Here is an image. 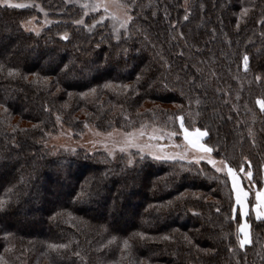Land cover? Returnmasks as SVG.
<instances>
[{
	"label": "trees",
	"instance_id": "trees-1",
	"mask_svg": "<svg viewBox=\"0 0 264 264\" xmlns=\"http://www.w3.org/2000/svg\"><path fill=\"white\" fill-rule=\"evenodd\" d=\"M27 1L53 21L37 35L22 27L34 7L0 5V264H264V221L248 215L252 244L241 249L230 179L206 162L129 165L43 144L58 121L74 133L148 117L177 128L182 113L186 126L209 130L214 157L246 171L248 157L244 184L264 189V0H123L132 20L119 39L73 2ZM97 197L101 208L91 206Z\"/></svg>",
	"mask_w": 264,
	"mask_h": 264
},
{
	"label": "rangeland",
	"instance_id": "rangeland-1",
	"mask_svg": "<svg viewBox=\"0 0 264 264\" xmlns=\"http://www.w3.org/2000/svg\"><path fill=\"white\" fill-rule=\"evenodd\" d=\"M67 1L73 2L81 6L83 9L84 16L89 14H97L98 21L100 20V17L102 15L108 17L106 20L108 21L112 30L113 21L110 18V14L114 13L115 15L121 18H126L125 14L131 15L130 7L123 0H99L102 5L108 8L107 13L104 12L103 7H101L98 12H94L87 8H84L83 5L90 3L91 0ZM13 3H24L29 5V7H33L32 5H36L34 8L39 12V14L29 17L22 22V27L26 31H32L37 33L53 21V18L49 16V13L41 6L40 3H35L27 0H13ZM121 4L127 5L128 7L121 8ZM116 26L119 27L118 24ZM123 30L125 29L121 28L119 30V34ZM113 33L117 37V33H115L114 31ZM170 121L171 119L169 117H167L165 120L158 117H148L145 120H142L141 124L137 127H132L128 130L112 128L106 131H100L95 128L94 125L87 123L83 125V129L80 133H74L70 128L58 121V127L56 132L46 134V139L43 141V144L45 145V147H48V149L51 150V153H55L57 152V150L76 151L82 149L88 152H103L110 159H115L121 155H124L127 158V161L129 159H132L133 162L137 157L148 156L150 158H153V155L151 153H155L156 155L175 154L178 160L193 161V156L198 154L197 150L192 149L191 146H189L184 140L182 132L179 129V121H175V124L178 125L177 128L173 124H171L172 122ZM140 132H143L144 135L141 136ZM173 132H176L177 134L171 135ZM128 133H133L136 136V143L140 144L141 146L150 144L153 147L144 148V151L142 153L134 147L129 148L126 152H121L119 150V146L123 144L126 139V134ZM203 139L204 138H202V142H204ZM110 152H112L113 155H110ZM129 153H131V156L129 155ZM180 156H183L184 158L180 159ZM216 159L220 160L219 158ZM239 175L243 185L247 188V186L244 184V181H246L247 178L242 174ZM132 184L130 185L133 188L139 185L138 182H133ZM112 194H115V199H113L112 201L114 203H118L120 201L119 189L118 191L116 190V192H113ZM112 201H110V203L113 204ZM103 202L104 199H102V197H97L94 199L93 202H91V206L94 208H101L100 206ZM248 202L249 204H252L251 194H249ZM108 204H106L107 207ZM135 208L136 207H134V205L128 204L125 208L124 214L126 216L132 215L135 212ZM25 210L26 209L19 210L20 217L23 219L32 220L33 218L29 216V214H27ZM115 219L118 221H122L121 218Z\"/></svg>",
	"mask_w": 264,
	"mask_h": 264
},
{
	"label": "snow or ice",
	"instance_id": "snow-or-ice-1",
	"mask_svg": "<svg viewBox=\"0 0 264 264\" xmlns=\"http://www.w3.org/2000/svg\"><path fill=\"white\" fill-rule=\"evenodd\" d=\"M0 5H3L5 7H13V8H26L29 7V5L24 3H13V0H0ZM35 7L36 5H32ZM84 8H87L91 11L98 12L101 7L104 8V12H108V8L104 5H102L99 0H91L90 3H87L83 5ZM121 8L128 7L127 5H120ZM242 14H246L248 9H242ZM126 15V18H121L117 15L110 14V18L113 21V31L117 33V39H119V30L121 28L127 29L128 22L132 20L131 15ZM108 17L101 16L100 20L97 21V23H103ZM184 19H188V15L184 16ZM78 24H83V20L76 21ZM239 23V22H238ZM119 25L117 27L116 25ZM39 33H37L38 35ZM183 33H181V36ZM61 39L67 41L69 39L68 34H62ZM183 53H181L182 55ZM250 58L247 54H245L242 58L243 66L245 71H247L249 66ZM2 65H0V69H2ZM64 69H68V65H64ZM8 74L14 75L17 74V69L10 68L8 69ZM262 77L257 75L256 80H261ZM44 81H47V77L44 78ZM39 82V81H37ZM105 87H108V85H105ZM124 88H127V85L123 86ZM92 92H95V89H91ZM197 104H199V100L196 101ZM256 104L259 106L261 112H264V99L257 98ZM175 119L179 121V129L182 132L184 140L187 142L189 146H191L192 149L197 150V155L193 156V162L195 164H200L202 161L206 162L208 165H210L213 169H215L218 173H225L226 176L230 177L231 179V186L232 190L235 194V205L233 207V219L237 218V213L241 219V223L238 228V243L239 247L241 249H244L246 245L252 244L251 239V225L248 223L247 217H248V211L245 208V203L247 201V198L250 194L251 189L249 191H245L242 184H241V178L240 173H243L244 176L251 182L253 173L251 171V161L248 159V157H244L245 161L248 163V170H245V167L242 165L239 169H234L231 167L226 160V158H221L220 160H217L213 155L214 148L210 147L207 143L202 142V138L207 137L209 135V130L206 128H200V127H193L190 128L185 125V117L181 113L180 115L175 116ZM57 120H59V117H57ZM143 127V125H142ZM176 132H173L171 135H176ZM251 134V133H250ZM111 135V134H109ZM140 135L143 136L144 133L140 132ZM253 143H255V140H253ZM137 148L141 153L144 151V148H152V145H144L141 146L140 144L136 143V136L133 133L126 134V139L123 142L122 145L119 146V150L121 152H126L129 148ZM110 155H113L112 152L109 153ZM153 155L154 159L157 160H175L177 159V156L175 154L171 155H156L155 153H151ZM131 156V153H129ZM180 159H183V156L179 157ZM133 160L129 159L128 164L132 165ZM256 198V204L253 206L256 209V219L258 221H264V189H260L255 193ZM4 204V201L0 200V207H2ZM219 211V209H217ZM195 214V213H194ZM242 234V235H241ZM167 238V237H166ZM52 247H66V245H53ZM125 247H127V241H125Z\"/></svg>",
	"mask_w": 264,
	"mask_h": 264
},
{
	"label": "crops",
	"instance_id": "crops-1",
	"mask_svg": "<svg viewBox=\"0 0 264 264\" xmlns=\"http://www.w3.org/2000/svg\"><path fill=\"white\" fill-rule=\"evenodd\" d=\"M229 179H230V177H229ZM230 182H231V179H230ZM241 184H242V186H243V188H244V190L245 191H249V188L247 187H245L244 185H243V183H242V180H241ZM258 190H251L250 192H251V195H252V204H249V202H248V198H249V196H248V198H247V201H246V203H245V208H246V210L248 211V215L251 213L255 218H256V209L253 207L255 204H256V198H255V193L257 192ZM234 192V191H233ZM234 197H235V194H234ZM240 225V224H239ZM242 235V234H241Z\"/></svg>",
	"mask_w": 264,
	"mask_h": 264
}]
</instances>
